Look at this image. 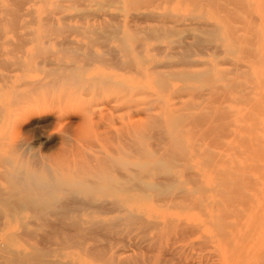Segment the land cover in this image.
I'll return each instance as SVG.
<instances>
[{
  "label": "rangeland",
  "instance_id": "rangeland-1",
  "mask_svg": "<svg viewBox=\"0 0 264 264\" xmlns=\"http://www.w3.org/2000/svg\"><path fill=\"white\" fill-rule=\"evenodd\" d=\"M0 25V240L14 237L9 246L25 252L46 246V259L70 264H111L112 255L264 264V0H0ZM115 159L147 168V184L171 177V194L99 192L98 210L83 209L82 222L133 213L159 231L134 227L81 248L38 244L21 174L72 182ZM117 163L112 176L125 173ZM94 243L111 250L95 257Z\"/></svg>",
  "mask_w": 264,
  "mask_h": 264
},
{
  "label": "bare ground",
  "instance_id": "bare-ground-1",
  "mask_svg": "<svg viewBox=\"0 0 264 264\" xmlns=\"http://www.w3.org/2000/svg\"><path fill=\"white\" fill-rule=\"evenodd\" d=\"M26 1V0H25ZM147 1V0H146ZM237 1V0H236ZM23 3V2H22ZM25 4V3H24ZM22 6V5H21ZM21 8V7H20ZM8 9V11L12 10L10 9L9 7L6 8V10ZM10 9V10H9ZM33 11V10H32ZM12 12V11H11ZM13 13V12H12ZM32 13V12H31ZM15 14V13H14ZM16 20V19H15ZM4 21V20H3ZM114 24V23H113ZM16 25V24H15ZM1 26V25H0ZM50 26V25H49ZM106 26V25H105ZM108 26V25H107ZM114 26V25H113ZM112 26V27H113ZM109 27V26H108ZM165 27V26H164ZM1 28V27H0ZM116 29V28H115ZM150 29V28H149ZM159 29V28H158ZM211 29V28H210ZM107 30L109 31H112V28H108ZM212 30V29H211ZM215 30V28L213 29ZM116 31V30H115ZM113 30V32H115ZM207 31V30H206ZM205 31V32H206ZM210 31V30H209ZM112 32V33H113ZM203 32V31H202ZM208 32V31H207ZM111 33V35H112ZM209 34H211L212 32H208ZM216 33V32H215ZM107 34V33H106ZM119 34V33H118ZM214 34V33H213ZM104 35V34H103ZM115 35V34H114ZM208 35V34H207ZM1 36V35H0ZM102 36V35H101ZM208 36H212V35H208ZM213 37V36H212ZM198 38V37H197ZM129 39V38H128ZM28 40V39H27ZM110 40V39H108ZM215 41V40H214ZM172 42V41H171ZM210 42H213V41H210ZM22 46V45H21ZM116 51V50H115ZM192 52V51H191ZM90 53V52H89ZM173 75V74H172ZM69 77V76H68ZM73 79V78H72ZM205 79V78H204ZM211 83V81H210ZM157 123V122H156ZM166 128V127H165ZM208 129V128H207ZM160 135V134H159ZM168 135V134H167ZM174 135V134H173ZM178 138V137H177ZM154 139V138H153ZM3 145V144H2ZM127 145V144H126ZM172 146V145H171ZM134 147V146H133ZM3 148V147H2ZM2 151V150H1ZM4 151V150H3ZM1 153V152H0ZM145 153V152H144ZM146 154V153H145ZM2 155V154H1ZM5 155V154H4ZM147 155V154H146ZM173 156V155H172ZM3 156H1L2 158ZM150 157V156H148ZM178 157V156H177ZM154 158V157H153ZM174 158V157H173ZM109 159V158H108ZM5 159L3 158V161ZM112 161V159H110ZM116 162L118 161V163H120L119 165H121L122 163V159L119 161V159H115ZM128 160V159H127ZM127 160H123L124 161V164L123 165H126L125 161L127 162ZM151 160V159H150ZM0 161H2V159H0ZM100 161V160H99ZM158 161V159L156 160ZM156 161H154L152 164H155L154 166H158V162L156 163ZM101 162H105L106 161H101ZM116 162H108V164L110 163V167L112 168V170L115 168H113V166H111V163H116ZM161 162V161H160ZM172 162V161H171ZM174 162V161H173ZM117 163V165H118ZM168 163H170L168 161ZM175 163V162H174ZM9 164V163H8ZM102 164V163H101ZM148 164V163H147ZM151 164V165H152ZM161 164V163H160ZM172 163H170L171 165ZM105 166L107 165L104 164ZM103 164L100 165V166H104ZM115 165V164H114ZM150 165V166H151ZM163 165V164H162ZM104 166V167H105ZM127 166H130V165H127ZM127 166H122V169L124 170V174L123 175H118L116 176H112L113 173L110 172L111 169H109L110 167H106V169L108 168L109 169V175L108 172L106 171V173H103L105 170L104 167H91L89 170L96 172L98 171L96 174H89L88 173V167L86 168L87 170V175L85 174L84 170H82L83 172H80V174L82 173L83 175L82 176H78L74 181L72 182H67L64 177L62 176H58V175H54V174H51L47 179H44V180H41V181H38L36 180V178L34 176H28L26 178H24L21 174V180L18 182V181H15V182H18L21 184V189H22V192H23V196L21 199H23L28 206L32 207L33 210H36V215H37V218L39 220V223L36 225L38 228H40L43 232L40 234V239H38L36 236L35 238H37V242L38 244H43V240H47V241H55V242H60V243H71L69 245H72L74 244L75 247L76 245H78L79 247L78 248H81V246H84L86 243H87V240H92L94 239L93 242L97 243L95 240L97 237L99 236H103V237H108L109 240H110V235L112 237V235H116L118 236V234H120L119 236H121V233H123L124 230L126 229H132L131 232L133 231V228L134 227H141L143 229V233L144 235L145 234H148V231L151 230V229H158L159 228V225L158 223H153V221L151 220H147V222H143L144 220L143 217L140 218V216L138 215H132L131 213L127 216H117L115 218H111V220H109L108 222H103V221H93V222H88V225H85L84 222H82V219H81V211L83 209H86L88 207H94L96 206L94 209L96 210L97 209V206H100V205H97V199H96V194L99 193V192H106V193H110V192H116L117 195H118V191H124V190H127V192L129 193L128 190H132V187H145L146 188V191H147V187H152L156 190H158V192H160L162 195L163 194H168L171 192H168V189L169 187L167 185H164L166 184V182L169 181V179H172L171 177H167L169 178L168 180H166V176L165 177H161L162 175L157 174L158 178H165V183L164 181L161 179V183H160V180L158 178H155L156 179V182L157 180H159L157 183H152V184H147L145 182H143V178L144 176L146 175V169L145 171L141 170L142 167L139 166L138 170H133V169H130L129 167ZM148 168V171L150 168L153 167H150ZM164 166V165H163ZM174 166V165H173ZM116 167V165H115ZM118 167V166H117ZM165 167V166H164ZM96 168V169H95ZM160 168V166H159ZM162 168V167H161ZM160 168V169H161ZM46 169V168H45ZM48 169V168H47ZM84 169V168H83ZM122 169H120L122 171ZM126 169V171H125ZM96 170V171H94ZM99 170H100V173H99ZM102 170V172H101ZM104 170V171H103ZM111 170V171H112ZM156 170L158 171V167H156ZM51 171V170H50ZM89 171V172H91ZM54 172V171H53ZM78 172V171H77ZM114 172V171H112ZM145 172V173H144ZM160 172V171H159ZM15 173V172H14ZM19 173H21V171H19ZM18 173V174H19ZM150 173V172H149ZM147 173V174H149ZM156 173V172H155ZM25 174V173H24ZM79 174V173H78ZM79 174V175H80ZM85 174V175H84ZM111 174V175H110ZM151 174V173H150ZM149 174V175H150ZM162 174V173H161ZM26 175V174H25ZM24 175V176H25ZM152 175V174H151ZM150 175V176H151ZM168 175V174H166ZM173 174H170L169 176H171ZM17 176V175H16ZM164 176V175H163ZM14 179H15V176L13 175ZM147 177V176H146ZM149 177V176H148ZM20 179V178H19ZM16 180V179H15ZM72 180V179H71ZM173 180V179H172ZM163 182V184H162ZM171 182H174V181H171ZM189 182V181H188ZM169 184H170V181H169ZM178 185V184H177ZM182 185V184H181ZM174 186V185H173ZM180 187V186H179ZM136 188V189H137ZM15 189V188H14ZM144 189V188H142ZM153 189V191H154ZM235 189V188H234ZM135 190V189H133ZM132 190V191H133ZM172 190V189H171ZM141 191V190H140ZM144 191V190H143ZM143 192V193H146ZM179 191V190H178ZM15 192H16V189H15ZM126 192V191H124ZM177 192V191H176ZM81 193H84L86 194V198H82L80 197L79 194ZM105 193V194H106ZM123 193V192H122ZM175 192H173L174 194ZM178 193V192H177ZM1 194V193H0ZM4 194V193H3ZM7 194V193H6ZM12 194V193H11ZM10 194V196H11ZM13 194H17L16 193H13ZM36 194H38V196H36ZM104 194V195H105ZM120 194V193H119ZM19 195V192L18 194ZM102 194V196H104ZM108 195V194H107ZM116 195V194H115ZM176 195V194H175ZM158 196H161V195H158ZM164 196V195H163ZM169 195H167L168 197ZM174 196V195H173ZM171 195V197H173ZM178 196V195H176ZM1 198H2V202L1 203H4V199L3 197H1L0 195V201H1ZM8 198V197H7ZM178 197H173V199H176ZM9 199V198H8ZM171 199V198H170ZM233 199V198H232ZM6 200V199H5ZM14 200V199H12ZM103 206H104V202L107 203L105 201V199H103ZM185 200V199H184ZM187 200V199H186ZM7 201V200H6ZM15 201H11L15 204ZM120 201V200H119ZM172 201V200H171ZM229 201V200H228ZM8 202H10L8 200ZM17 202V201H16ZM6 203V202H5ZM109 204H111L112 206H115L112 210L113 211H116V210H121L120 208L118 209H115L117 208L119 205L118 202L117 204L115 202H110L108 201ZM171 203V202H170ZM17 204V203H16ZM176 204V203H175ZM181 204V203H180ZM8 207L10 206V204H7ZM20 205H22V203L20 202L19 206L17 204V208L20 207ZM24 206V205H23ZM22 206V207H23ZM102 206V205H101ZM122 206V205H121ZM11 207V206H10ZM107 208V212L111 211V210H108V206L106 205L105 206ZM182 207V206H180ZM26 208V207H25ZM31 208V210H32ZM103 208V207H101ZM12 209V208H11ZM91 209V208H90ZM100 209V207H99ZM115 209V210H114ZM13 210V209H12ZM98 210V209H97ZM96 210V211H97ZM14 211V210H13ZM22 211V210H21ZM122 211V210H121ZM89 212V211H87ZM99 212L101 213V211L99 210ZM102 212H104V210H102ZM120 212V211H119ZM127 212H129L127 210ZM105 213V212H104ZM91 215V214H90ZM2 216V215H1ZM0 216V217H1ZM4 217V216H2ZM84 219V218H83ZM110 219V218H109ZM145 219V218H144ZM103 220V219H102ZM86 221V220H85ZM89 221V220H87ZM150 221V222H148ZM30 223V222H29ZM34 223V222H33ZM36 224V223H35ZM162 224V223H161ZM33 225V224H32ZM167 224H165L166 226ZM164 228H168L169 225H167V227ZM22 229H23V234H26L27 236H34V231H31L28 229V225L26 223H23V226H21ZM37 228V229H38ZM171 228V227H170ZM135 229V228H134ZM161 229V228H160ZM163 229V228H162ZM161 229V230H162ZM175 229V228H174ZM36 230V228H35ZM136 230V229H135ZM141 230V229H140ZM127 231V230H126ZM159 231V229H158ZM164 230H162L163 232ZM169 231V230H168ZM183 231V230H182ZM185 231V230H184ZM128 232V231H127ZM130 232V231H129ZM128 232V233H129ZM171 232V231H170ZM141 233V232H140ZM158 233V232H157ZM166 233V232H165ZM186 233V231H185ZM188 233V232H187ZM186 233V234H187ZM10 234V233H9ZM126 234V233H125ZM139 234V233H138ZM182 234V233H181ZM185 234V235H186ZM19 235V234H18ZM39 235V233L37 234ZM123 235V234H122ZM127 235V234H126ZM143 235V236H144ZM156 235H159L160 236V233L159 234H156ZM154 235V238L155 236ZM164 232L161 234V236L164 237ZM7 237L6 238H3L0 240V253L2 252V254L0 255V264H70L68 262H63L62 260L61 261H58V260H54V259H46L45 257L48 255V253L50 252V246L48 248L50 249H46V246L45 249L44 247L42 248H38V247H34L33 246H36V245H33L31 244L32 246V249H34L33 252H25V251H22L20 249H15L14 247H11L9 246L10 244V240H13V238L9 235H6ZM22 235H20L21 237ZM25 236V235H24ZM23 236V238H25ZM118 236V237H119ZM150 236V235H149ZM149 236H145L146 238ZM161 236L158 240L161 239ZM183 236V234H182ZM114 237V236H113ZM114 237V238H115ZM162 237V238H163ZM105 238V241H106V245L107 246V240ZM107 238V239H108ZM114 238H111V240H113ZM144 238V237H143ZM153 238V239H154ZM165 238V237H164ZM7 239H10L9 241ZM28 239V238H27ZM31 239V237H30ZM43 239V240H42ZM182 239V238H181ZM36 240V239H34ZM42 242V243H39V241ZM42 240V241H41ZM142 240V238H141ZM148 243L150 242V238L147 239ZM154 241V243H157ZM7 241V242H6ZM27 241V240H26ZM47 241L45 244L43 245H46L47 244ZM118 241V239H117ZM122 243L123 241H125L124 239H121ZM130 241V240H129ZM161 241V240H160ZM110 242V241H109ZM114 242H115V239H114ZM113 242V243H114ZM126 242V241H125ZM143 242H146V239L143 240ZM26 243V242H25ZM29 243V242H28ZM93 244L95 246V249H92L90 246H88L87 248H89L88 250L95 254V257L96 256H102L103 258L106 256V253H104L106 250H111V249H106L105 246L103 249L101 246H103V244L100 246L96 244ZM102 243V242H101ZM111 243V244H113ZM118 243V242H116ZM153 243V244H154ZM13 244V243H12ZM52 244H56V243H52ZM61 244V245H62ZM158 244V243H157ZM156 244V245H157ZM11 245V244H10ZM30 245V244H29ZM42 245V246H43ZM51 245V244H50ZM58 245V243H57ZM59 245L60 247H57V248H60L63 247ZM87 245V244H86ZM85 245V246H86ZM109 245V244H108ZM114 245V244H113ZM118 245V244H117ZM122 245V244H121ZM30 246V247H31ZM48 246V245H47ZM65 246V245H64ZM73 246V245H72ZM71 246V247H72ZM99 246V248H98ZM110 246V245H109ZM112 246V245H111ZM53 247V245H52ZM153 247H155L153 245ZM166 247V245H165ZM181 247V246H180ZM21 248V247H20ZM56 248V249H57ZM110 248V247H108ZM114 248V247H113ZM147 248V247H146ZM177 248V247H176ZM150 249V248H149ZM181 249V248H180ZM83 250V248H82ZM167 250V249H166ZM171 250V249H170ZM177 250V249H175ZM173 250V252L175 253L176 251ZM89 251L88 254H91ZM107 252V251H106ZM109 252V251H108ZM111 252V251H110ZM121 252V251H120ZM172 252V253H173ZM51 253V252H50ZM117 253H119L117 251ZM123 253V252H122ZM173 253V254H174ZM108 254V253H107ZM115 254V253H114ZM172 254V256H173ZM105 255V256H104ZM157 255V254H156ZM53 256V255H52ZM154 256V255H153ZM158 257V256H157ZM175 257V256H174ZM98 258V257H97ZM134 258V257H133ZM137 258V257H136ZM154 258V257H153ZM179 258V257H178ZM142 259V258H140ZM158 259V258H157ZM156 259V260H157ZM160 259V258H159ZM60 260V259H59ZM69 261V260H68ZM108 261L111 262V264H131L132 262H130V260H127V259H122L118 256H115V255H112L110 257H108ZM132 261V260H131ZM136 261V260H135ZM148 261V260H147ZM159 261V260H158ZM157 262V261H156ZM109 264V263H107ZM133 264H134V261H133ZM136 264H145L143 260H137ZM152 264V263H151ZM155 264H163L162 262H158V263H155ZM166 264V263H165ZM168 264V263H167Z\"/></svg>",
  "mask_w": 264,
  "mask_h": 264
}]
</instances>
